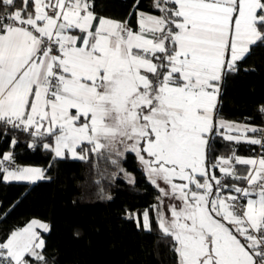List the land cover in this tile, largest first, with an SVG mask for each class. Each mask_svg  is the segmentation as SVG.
Returning a JSON list of instances; mask_svg holds the SVG:
<instances>
[{"label": "snow or ice", "instance_id": "snow-or-ice-1", "mask_svg": "<svg viewBox=\"0 0 264 264\" xmlns=\"http://www.w3.org/2000/svg\"><path fill=\"white\" fill-rule=\"evenodd\" d=\"M150 7L160 14L137 11L134 29L97 18L92 0H0L2 134L48 138L56 157L81 160L85 144L96 153L123 144L158 189L154 207L178 202L166 206L170 217L158 215L175 264H264V153L209 158L217 129L264 149V129L215 119L218 82L264 44V0ZM258 131L260 139L246 135ZM12 161L10 152L0 158L4 181L45 178L40 168L10 170ZM143 226L151 230L147 211ZM37 229L50 230L33 219L11 231L0 264H48Z\"/></svg>", "mask_w": 264, "mask_h": 264}, {"label": "trees", "instance_id": "trees-1", "mask_svg": "<svg viewBox=\"0 0 264 264\" xmlns=\"http://www.w3.org/2000/svg\"><path fill=\"white\" fill-rule=\"evenodd\" d=\"M152 2L92 0V6L97 18L128 21L135 29L137 11L160 14L150 7ZM262 107L264 44L258 42L238 62V71L222 77L215 119L258 127L264 123ZM3 128L0 125V157L10 152L15 166L40 165L45 178L33 183L4 181L0 172V242L31 219H39L50 229L41 231L48 264H175L173 241L159 229L156 211L152 210L158 203V189L135 153L113 147L96 153L85 144L83 152L77 148L86 157L83 160L56 157L43 147L44 143H53L51 139L31 137L11 128L5 135ZM224 132L217 129L211 136L210 160L215 162L233 153L241 157L257 154V145L228 141ZM246 167L236 165L242 175ZM215 171L220 175L218 169ZM145 209L150 211L151 230L129 215L139 217Z\"/></svg>", "mask_w": 264, "mask_h": 264}, {"label": "crops", "instance_id": "crops-1", "mask_svg": "<svg viewBox=\"0 0 264 264\" xmlns=\"http://www.w3.org/2000/svg\"><path fill=\"white\" fill-rule=\"evenodd\" d=\"M154 15V14H153ZM100 17H104V18H108V19H112V20H116V19H113V18H109V17H106V16H100ZM99 17V18H100ZM117 21H119V20H117ZM220 84H221V81H219L218 82V85H219V89H220ZM217 99H218V96H217ZM217 121H225V122H229V123H234V124H238V125H247V126H250V127H256V126H253V125H248V124H246V123H242V122H237V121H231V120H225V119H216ZM257 128V127H256ZM231 135H234V136H236V135H239V133H230ZM246 135L248 136V137H254V135L253 134H251V133H246ZM243 141V140H242ZM245 142V141H244ZM118 144V143H117ZM115 145V146H111V147H113V148H117V147H123V148H125V145H123V144H118V145ZM120 145V146H119ZM53 152V151H52ZM77 152H78V150H77ZM5 153H8V152H5ZM79 153V152H78ZM4 154V153H3ZM80 154V153H79ZM53 155L55 156V153L53 152ZM3 156V155H2ZM2 156L0 157V158H2ZM64 156H68V157H70V158H73L72 156H71V154L70 153H68V152H65V155ZM239 157H241V156H239ZM253 157H259V155H251V156H244V157H242V158H253ZM7 167H9V169L10 170H14L15 168H17V167H33V168H40V169H42L43 170V173H44V168L42 167V166H40V165H33V164H29V165H24V166H16V167H10V166H7ZM219 171V170H218ZM220 175H222V174H220ZM21 182H28V183H33V182H30V181H21ZM36 182V181H35ZM31 220H33V219H31ZM30 220V221H31ZM35 220H38V221H41V220H39V219H35ZM30 221H28V222H30ZM41 222H43V221H41ZM24 226H26V224L24 225ZM24 226H22V227H24ZM21 227V228H22ZM37 231H42V230H40V229H37Z\"/></svg>", "mask_w": 264, "mask_h": 264}, {"label": "rangeland", "instance_id": "rangeland-1", "mask_svg": "<svg viewBox=\"0 0 264 264\" xmlns=\"http://www.w3.org/2000/svg\"><path fill=\"white\" fill-rule=\"evenodd\" d=\"M119 144V143H118ZM117 144V145H118ZM120 146V145H119ZM108 148H110V147H108ZM112 148V147H111ZM117 149L120 151V152H123L124 150H125V148H123V147H117ZM139 160V159H138ZM140 162V161H139ZM140 164H141V162H140ZM8 166H10V164L8 165ZM141 166H142V168L144 169V171L146 172V170H145V168H144V166H143V164H141ZM146 174H147V172H146ZM148 175V174H147ZM161 186H163V184H161ZM169 203H178L177 201H170V200H168V199H165V201H164V206H160L159 207V209L157 208V207H153L152 208V210H155L156 211V216H157V221H158V215H159V212L160 211H163V212H165V214L167 215V216H169L170 217V213L167 211V205L169 204ZM160 205V201L158 200V203H157V205L156 206H159ZM147 211V213H148V220H149V210L148 209H145V210H143L142 211V213H141V215L138 217V216H136V214L135 213H133V214H129L130 216H132V217H134V219H135V221H137V222H139V224L140 225H142L143 226V224H144V213Z\"/></svg>", "mask_w": 264, "mask_h": 264}, {"label": "built area", "instance_id": "built-area-1", "mask_svg": "<svg viewBox=\"0 0 264 264\" xmlns=\"http://www.w3.org/2000/svg\"><path fill=\"white\" fill-rule=\"evenodd\" d=\"M257 129H264V123L260 126L257 127ZM254 138L260 139L261 138V133L258 131L255 135ZM258 146L257 154L260 155V150H261V145L256 144ZM10 167H16L14 164H10Z\"/></svg>", "mask_w": 264, "mask_h": 264}]
</instances>
